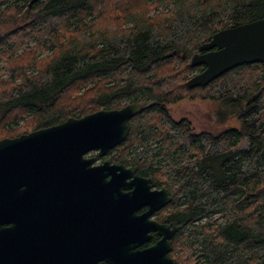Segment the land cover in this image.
Wrapping results in <instances>:
<instances>
[{"label":"trees","instance_id":"trees-1","mask_svg":"<svg viewBox=\"0 0 264 264\" xmlns=\"http://www.w3.org/2000/svg\"><path fill=\"white\" fill-rule=\"evenodd\" d=\"M260 18L264 0H0V139L141 103L113 161L172 196L176 264H264V66L186 86L200 45ZM183 99L217 102L239 127L195 133L165 108Z\"/></svg>","mask_w":264,"mask_h":264},{"label":"water","instance_id":"water-1","mask_svg":"<svg viewBox=\"0 0 264 264\" xmlns=\"http://www.w3.org/2000/svg\"><path fill=\"white\" fill-rule=\"evenodd\" d=\"M189 62L204 66L189 89L243 64L264 66V18L215 32ZM143 108L129 103L0 139V264H175V228L150 220L170 200L166 189L85 157L119 145ZM152 232L161 238L140 249Z\"/></svg>","mask_w":264,"mask_h":264},{"label":"rangeland","instance_id":"rangeland-1","mask_svg":"<svg viewBox=\"0 0 264 264\" xmlns=\"http://www.w3.org/2000/svg\"><path fill=\"white\" fill-rule=\"evenodd\" d=\"M5 29L6 26H0V35L5 34ZM33 45H34L33 43L29 44V46H33ZM23 47L24 46H22V48ZM21 51H22L21 48L16 49V54H20L19 52ZM46 54H48V52L46 50H43L38 56L42 57L45 56ZM6 66H7L6 61L4 59L0 60V72H1L0 79L1 78L6 79V73L1 71L5 69ZM166 108L170 117L173 120L179 121L181 119H186L190 123L195 133L208 132L211 134H216L225 128L239 127V124L237 123L235 118H226V117L223 118L220 112L219 103L210 100L183 99L176 103L166 105ZM14 129L17 134L19 133L17 135L19 136L21 134H24V131L27 130V127L25 126L24 122L20 121L17 125H15ZM245 143H246L245 140L241 141L240 147L241 148L245 147L246 146ZM180 255L181 257L183 256V258H181L182 262L180 261L179 264L182 263L186 264V262H188L189 257L182 253ZM180 255L178 254L177 256Z\"/></svg>","mask_w":264,"mask_h":264},{"label":"flooded vegetation","instance_id":"flooded-vegetation-1","mask_svg":"<svg viewBox=\"0 0 264 264\" xmlns=\"http://www.w3.org/2000/svg\"><path fill=\"white\" fill-rule=\"evenodd\" d=\"M21 5V3L19 2V6ZM3 36L2 34L0 35V37ZM198 52V49L195 53ZM202 53L206 52V51H201ZM200 53V52H199ZM201 69L203 70L204 69V66H200ZM201 70V71H202ZM166 108V106H165ZM167 109V108H166ZM234 113H236L235 109L233 111ZM181 120H186V119H181ZM180 121V120H179ZM200 133H208V132H200ZM245 140V138L242 139V141ZM117 147V146H116ZM112 148L110 150H108L105 154V156H99L98 154V151H92L90 153H88L87 155H85L86 158H95V162L94 164L98 165L104 161H109L110 164H114V165H123V164H119V163H115L113 161L114 159V149L116 148ZM124 166V165H123ZM125 168H134V175L138 176V177H142V178H145V179H151L154 183V186L151 187V191L152 190H161V189H166L167 191V194H168V197L170 198V200L163 206L161 207L160 209H158L157 211L153 212L150 216V220L156 222L157 224L159 225H164V226H169V229L172 230V228H175V233L174 235L176 234V231H177V227L167 219V210L165 211V208L169 206V204L171 203L172 201V196L169 194L167 188L165 186H159L157 184V182L155 181V179H153L151 176H143V175H140L137 173V170L134 166H124ZM148 210V206L144 205L142 207H140L137 211H136V214L137 215H142L143 213H145L146 211ZM217 217V218H216ZM215 219H217L218 221H220V218H219V215H215L214 216ZM174 235L172 236L171 238V250H172V239L174 237ZM161 237L159 235H157L156 232H152L150 233V238L148 241H146L144 244H142L140 246V249L142 248H147V247H150L152 245H154ZM171 250L169 252V256L172 258V259H175L173 256H172V253H171ZM175 264H176V260H175Z\"/></svg>","mask_w":264,"mask_h":264}]
</instances>
